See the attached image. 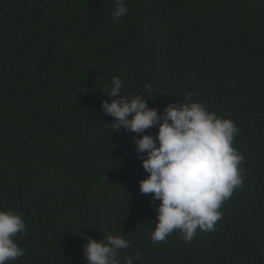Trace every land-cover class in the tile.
I'll return each instance as SVG.
<instances>
[{"label": "trees", "instance_id": "16d2710c", "mask_svg": "<svg viewBox=\"0 0 264 264\" xmlns=\"http://www.w3.org/2000/svg\"><path fill=\"white\" fill-rule=\"evenodd\" d=\"M124 2L114 22V0H0V210L27 229L9 264H88L106 233L130 242L122 264H264V0ZM113 77L159 112L192 93L237 125L243 183L214 231L152 243L160 201L134 138L159 129L112 130Z\"/></svg>", "mask_w": 264, "mask_h": 264}, {"label": "clouds", "instance_id": "9594fccd", "mask_svg": "<svg viewBox=\"0 0 264 264\" xmlns=\"http://www.w3.org/2000/svg\"><path fill=\"white\" fill-rule=\"evenodd\" d=\"M112 17L119 22L127 15L124 0H114ZM124 81L113 77L105 94L111 102L102 101V110L114 118L112 130L124 129L145 133L158 126V134L134 138L136 151L149 175L140 181V191L159 200L153 244L167 239L174 231L191 241L197 229L215 230L221 219L219 211L234 189L242 186L240 165L244 157L233 147L239 129L229 118L210 112L203 102L192 100L188 93L177 104H169L163 112L150 108L141 95L120 96ZM151 92L146 86L145 94ZM26 223L13 210H0V264H9L25 255L14 237L26 234ZM84 256L88 264H122V250L130 242L123 236L106 233L103 239L87 237ZM139 253L123 260V264L141 261Z\"/></svg>", "mask_w": 264, "mask_h": 264}]
</instances>
